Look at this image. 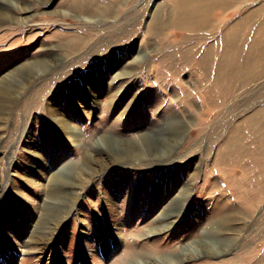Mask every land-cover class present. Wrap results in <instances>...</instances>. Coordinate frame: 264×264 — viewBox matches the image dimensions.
I'll return each instance as SVG.
<instances>
[{"label": "rangeland", "instance_id": "obj_1", "mask_svg": "<svg viewBox=\"0 0 264 264\" xmlns=\"http://www.w3.org/2000/svg\"><path fill=\"white\" fill-rule=\"evenodd\" d=\"M72 1L0 0V81L52 63L0 96V264H264V0H220L207 29L174 22L190 0ZM143 133L165 153L97 144Z\"/></svg>", "mask_w": 264, "mask_h": 264}, {"label": "bare ground", "instance_id": "obj_2", "mask_svg": "<svg viewBox=\"0 0 264 264\" xmlns=\"http://www.w3.org/2000/svg\"><path fill=\"white\" fill-rule=\"evenodd\" d=\"M180 1V0H179ZM85 2V3H84ZM72 1L69 4L74 7H77L80 11L84 12L85 14H89L91 15V13L93 12V10H98L100 9L99 7L96 8H91L89 7L91 5V0L88 1ZM220 0H190V4L187 7V9H182L180 10L178 17H175L174 22L175 23H186L187 25H192V24H196V25H201V27H205V26H209L210 22V12L212 11L211 9L215 7V5L217 3H219ZM12 3V2H10ZM180 3V2H179ZM232 4V3H231ZM228 6V5H227ZM27 8H23V10L25 11ZM103 9V8H102ZM94 10V11H95ZM101 10V9H100ZM176 10V9H175ZM103 14H107L108 12H106V10H102ZM256 14V13H255ZM254 14V15H255ZM257 15V14H256ZM88 19L90 18V16H86L85 18ZM160 17V15H159ZM162 18V17H161ZM165 18V17H164ZM79 19V18H78ZM93 19V18H92ZM166 19V18H165ZM209 19V20H208ZM3 20H11V21H17L18 18H14L13 16L8 15L7 13H2L0 12V21ZM85 20V19H84ZM91 20V19H89ZM171 21V18H170ZM154 22V21H153ZM156 22H159L156 20ZM230 22V21H229ZM160 23V22H159ZM184 23V24H185ZM157 24V23H156ZM209 24V25H208ZM257 24V23H256ZM158 25V24H157ZM202 27V28H203ZM235 27V26H234ZM193 28V27H192ZM199 28V29H202ZM203 29H207V28H203ZM195 30V29H194ZM247 30V29H246ZM249 30V29H248ZM154 31V30H152ZM249 32V31H247ZM264 32V31H263ZM153 33V32H152ZM159 34V33H158ZM232 33H230L231 35ZM233 37V35L230 36V38ZM235 39V38H234ZM252 39V38H251ZM226 47L223 51V55L221 56V60H227L228 58L230 59V48H232V43H229V41H227L226 39ZM174 43V42H173ZM191 46V45H190ZM230 46V47H229ZM237 46V45H236ZM235 46V47H236ZM235 49V48H234ZM203 50V49H202ZM184 51V50H183ZM209 51H206L204 53V55L202 56L203 58V62L208 59L209 57ZM254 53V52H253ZM168 55V54H167ZM255 56V55H254ZM220 57V56H219ZM222 62V61H221ZM229 62V61H228ZM226 63V69L225 71H223V68H221V66H217V70L220 68L222 69V71L220 70L219 76L218 77H224L222 79H227L228 80V72L230 69V65L229 63ZM52 63L47 60V59H41V60H37V61H29L19 67H17L11 74L7 75L6 77H4L1 81H0V96L4 97L6 99L12 98L13 95L15 94V92L17 91L18 87L22 86L23 81V77L24 78H30L32 74H38L41 72H44ZM211 65V62H210ZM209 65V70L211 68V66ZM260 65V64H259ZM249 66V65H247ZM253 69V68H252ZM263 69V68H262ZM256 72V71H255ZM217 73V72H216ZM216 75V74H215ZM214 75V79L215 78ZM254 76V75H253ZM255 77V76H254ZM235 78V76H234ZM213 79V80H214ZM242 81V80H241ZM214 83V81H212ZM21 89V88H20ZM5 102L3 99L0 98V110H2V106H4ZM58 119V117H56ZM253 120V119H252ZM259 121V120H258ZM63 127L65 129V132H67L69 134V138H75L78 134V132L76 131V129L67 124L64 123V121H62ZM256 124V123H255ZM251 127V126H250ZM238 135V134H237ZM152 137H150L148 134H140L138 137V141H137V146L133 145L132 143H130L128 140L125 139H120L118 137L115 136H110V135H102L99 140L97 141L98 145L104 146L105 148L112 150V151H120V150H124L127 153L126 154H138V155H143L144 151L147 150L150 147H154V151L157 154H163L165 153V149L160 148L158 149V147L153 146V141L151 140ZM240 138V137H239ZM242 138V137H241ZM171 140V141H170ZM243 141V140H242ZM167 143H173L175 142V138H171V139H166ZM165 142V143H166ZM149 150V149H148ZM178 150V149H177ZM151 151V150H150ZM152 154V153H151ZM144 158V157H143ZM87 168V167H86ZM61 173V172H60ZM78 174V173H77ZM56 177V176H55ZM64 181V180H63ZM74 183V182H73ZM70 184V183H69ZM66 196V195H65ZM180 197V196H179ZM259 199V198H258ZM175 201V200H174ZM257 202V201H256ZM178 202H173V205L170 206L166 212L164 213V216L170 215V214H174L176 212H179L181 206H178ZM247 205V204H246ZM64 208V207H63ZM67 209V208H66ZM65 209V210H66ZM252 209V208H251ZM55 216V215H54ZM171 217V216H170ZM222 219V218H221ZM82 220V219H81ZM171 223V222H170ZM169 224V223H168ZM165 224L164 225H160L158 226L154 231L156 230H162L165 228ZM223 226V224H222ZM215 227V225L210 226L209 229ZM213 231V230H212ZM216 231V230H214ZM211 232V231H210ZM212 233V232H211ZM210 233V234H211ZM154 235V234H153ZM225 240L222 239L221 241L217 240L214 237H209V240L206 241H202V240H196L193 243H189L187 245V247L183 248L180 253H176L167 257H163V258H159V260L165 262V263H177L180 260L183 259H187L190 258L191 256H196V255H201V254H215V253H220L221 251V246L226 244L224 242ZM223 242V243H221ZM220 245V246H219ZM80 254H82L83 258L85 257L86 254V249L85 247L81 246L80 248ZM85 261V260H84ZM87 261V260H86ZM137 262H141V261H137ZM85 264H92L90 262H86ZM142 264V262L140 263ZM146 264H149L148 262Z\"/></svg>", "mask_w": 264, "mask_h": 264}]
</instances>
